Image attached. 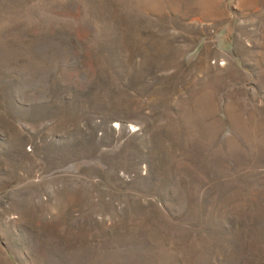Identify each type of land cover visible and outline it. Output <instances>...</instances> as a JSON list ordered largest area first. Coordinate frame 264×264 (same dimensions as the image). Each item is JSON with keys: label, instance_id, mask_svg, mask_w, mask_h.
<instances>
[{"label": "rangeland", "instance_id": "374dc122", "mask_svg": "<svg viewBox=\"0 0 264 264\" xmlns=\"http://www.w3.org/2000/svg\"><path fill=\"white\" fill-rule=\"evenodd\" d=\"M0 264H264V0H0Z\"/></svg>", "mask_w": 264, "mask_h": 264}]
</instances>
